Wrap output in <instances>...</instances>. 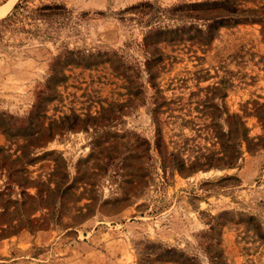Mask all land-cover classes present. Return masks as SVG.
<instances>
[{"label":"rangeland","instance_id":"374dc122","mask_svg":"<svg viewBox=\"0 0 264 264\" xmlns=\"http://www.w3.org/2000/svg\"><path fill=\"white\" fill-rule=\"evenodd\" d=\"M26 4L0 23V264H264V0Z\"/></svg>","mask_w":264,"mask_h":264},{"label":"trees","instance_id":"16d2710c","mask_svg":"<svg viewBox=\"0 0 264 264\" xmlns=\"http://www.w3.org/2000/svg\"><path fill=\"white\" fill-rule=\"evenodd\" d=\"M27 0H19L17 2L10 13H8L6 16L0 19V23H9L14 22L19 14V10H25L27 8L26 4ZM64 8V5L61 3H42L39 6H37L35 9H31V11H37V15L41 17H47L51 16L52 14H55L57 9Z\"/></svg>","mask_w":264,"mask_h":264}]
</instances>
